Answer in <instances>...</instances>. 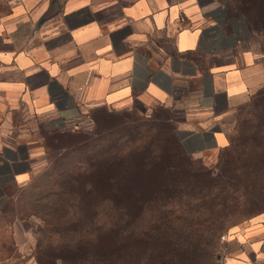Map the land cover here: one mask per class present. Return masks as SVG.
Returning <instances> with one entry per match:
<instances>
[{"label": "crops", "instance_id": "crops-1", "mask_svg": "<svg viewBox=\"0 0 264 264\" xmlns=\"http://www.w3.org/2000/svg\"><path fill=\"white\" fill-rule=\"evenodd\" d=\"M237 0H0V208L30 256V196L48 162L36 123L89 110L168 111L192 158L229 145L235 112L264 87V53ZM30 126V127H27ZM222 264H264V212L233 226Z\"/></svg>", "mask_w": 264, "mask_h": 264}, {"label": "trees", "instance_id": "trees-1", "mask_svg": "<svg viewBox=\"0 0 264 264\" xmlns=\"http://www.w3.org/2000/svg\"><path fill=\"white\" fill-rule=\"evenodd\" d=\"M235 7L251 33L252 21L264 20V0H237ZM263 95L264 87L237 111ZM157 109L163 115L156 114L149 127L136 126L106 154L95 152L80 162L62 163L55 157H63L60 151L48 144L66 128L40 134L48 167L35 182L43 189L25 201L42 221L31 254L36 264H165L188 252L204 222L218 231L228 209L224 202L242 197L254 212L247 220L264 212L253 210L264 198V113L254 130L259 140L248 152L253 158L213 174L198 165L200 158L184 153L168 111ZM232 144L231 134L221 150ZM8 224L0 221V263L16 250L5 232Z\"/></svg>", "mask_w": 264, "mask_h": 264}, {"label": "rangeland", "instance_id": "rangeland-1", "mask_svg": "<svg viewBox=\"0 0 264 264\" xmlns=\"http://www.w3.org/2000/svg\"><path fill=\"white\" fill-rule=\"evenodd\" d=\"M252 24V41L264 53V20L255 19ZM263 113L264 95L258 96L250 107L235 112L232 119L233 130L231 134L233 136V144L231 148L229 150L206 153L198 160V165L210 168L211 173L216 174L221 167H235L246 158L251 160L253 158L251 157L252 153L248 152L252 142L259 140L254 130L259 127V119ZM156 114L159 117L163 115L157 108L150 113H143L139 110L109 111L105 108L89 110L76 124L70 125L64 131H57L63 136L57 140L55 138L50 139L48 144L53 147V150L51 148L52 151H60L63 157H58V154L55 157L62 163L85 160V157L88 158L86 160H89L92 153L97 152L104 155V153L106 154L108 150L112 149L114 144L123 143L125 137L136 126L143 124L149 127L154 123ZM37 126L36 123L32 126L35 135L44 133V130H50L44 129L40 125L39 128ZM103 159H106V157L102 156V159L100 158L101 161ZM224 205L228 207L227 210L222 211V207H218L224 216L218 222V231L216 230L217 232L214 234L215 227L211 226L212 228H210L204 222L198 230L197 238L191 244V247L188 248V252H179L172 256L171 259H167L165 264H222V260L231 245L230 242H227L229 231L233 226L243 225L247 218L254 213L249 212L250 205L245 203L242 197H235L233 200L224 202ZM231 206L237 209H229ZM177 207L183 209L180 205ZM10 208L11 205H5L0 208V221L9 220L10 213L8 210ZM255 208L257 209L256 211H264V198L259 200V204H256L253 210ZM206 216L208 217V212H204L203 217ZM5 232L7 235L8 229L5 228ZM37 237L38 235L35 236V239ZM8 257L0 264H36L31 255L23 257L15 249Z\"/></svg>", "mask_w": 264, "mask_h": 264}, {"label": "built area", "instance_id": "built-area-1", "mask_svg": "<svg viewBox=\"0 0 264 264\" xmlns=\"http://www.w3.org/2000/svg\"><path fill=\"white\" fill-rule=\"evenodd\" d=\"M56 128H66L64 124L61 123H53L48 125V129H56Z\"/></svg>", "mask_w": 264, "mask_h": 264}]
</instances>
